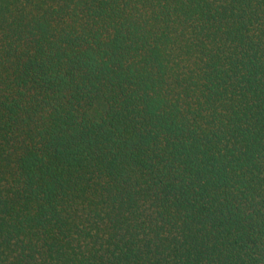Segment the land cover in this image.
<instances>
[{
	"label": "trees",
	"instance_id": "obj_1",
	"mask_svg": "<svg viewBox=\"0 0 264 264\" xmlns=\"http://www.w3.org/2000/svg\"><path fill=\"white\" fill-rule=\"evenodd\" d=\"M0 264H264V0H0Z\"/></svg>",
	"mask_w": 264,
	"mask_h": 264
}]
</instances>
